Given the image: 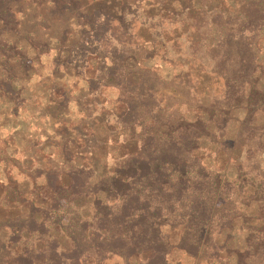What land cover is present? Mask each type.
I'll list each match as a JSON object with an SVG mask.
<instances>
[{"label": "trees", "instance_id": "obj_1", "mask_svg": "<svg viewBox=\"0 0 264 264\" xmlns=\"http://www.w3.org/2000/svg\"><path fill=\"white\" fill-rule=\"evenodd\" d=\"M173 1L183 8L179 12L161 8V13L176 12L193 19L190 46L207 51L210 73L222 82V95L209 107L214 131L206 138L215 142L217 134H225L230 112L240 102L247 99L249 115L264 113V85L257 83L264 79V56L260 54L264 49V0ZM12 3L0 0V21L6 31L18 25ZM221 3H228V9H222ZM57 7L69 10V4L59 2ZM138 12L125 8L123 16L126 19L131 13L136 18ZM110 13L99 7L87 17L91 32L70 50L67 65L81 71L91 58L97 59V76L88 84L97 89L114 81L119 91V122L135 139V150L116 160L111 171L95 182L92 169L72 161L60 172H42L49 195L45 194L40 206L11 197L14 206L26 205L23 214H0V264H104L114 258L122 264H179L169 261L174 249L197 264H227L224 246L217 238L233 227L238 210L232 195L237 185L242 189L248 180L240 176L233 183L195 155L201 138L196 122L186 125L177 117V108L171 106L169 112L168 106L163 107L164 100L159 101L158 95L165 82L144 66L146 47L155 38L137 44L135 19L126 26L120 16ZM78 17L85 16L78 14L76 21H81ZM7 60L0 67V94L18 109L24 103L12 85L18 74L13 67L5 68ZM249 125L247 118L239 138ZM252 186L261 189V184ZM81 199L91 201L92 219L75 215L65 226L57 219L61 227L54 233L53 210ZM164 226L179 230L177 243L163 231ZM250 231L247 261L238 264H264L261 230ZM59 234L66 237L68 246H60Z\"/></svg>", "mask_w": 264, "mask_h": 264}, {"label": "rangeland", "instance_id": "obj_2", "mask_svg": "<svg viewBox=\"0 0 264 264\" xmlns=\"http://www.w3.org/2000/svg\"><path fill=\"white\" fill-rule=\"evenodd\" d=\"M12 2L18 25L6 31V24L0 21V67L8 56L10 60L5 68L13 67L18 74L12 85L24 103L16 109L0 94V214H23L26 204L14 206L10 203L13 196L39 206L45 203L41 200L49 194L45 193V176L41 173L46 170L60 172L72 161L79 167L92 169L95 182L111 171L116 160L135 150V139L119 122V91L114 81L97 89L88 84V80L97 76V59L91 58L81 71L67 65L70 50L91 32L87 17L100 7L120 16L126 26L135 19L137 44L155 38L153 45L146 47L149 52L143 59L144 66L165 82L158 95L159 101L164 100L163 107L168 106L169 112L171 106L177 108L180 112L177 117L186 125L196 122L201 138L195 145V155L207 168L226 174L233 183L240 176L248 180L242 189L237 185L232 195L238 210L233 227L217 238V243L224 246L225 263H246L247 241L253 236L250 230H261L259 239L264 240V113L249 115L246 99L230 112V124L223 137L217 134L215 142L206 138L208 132L214 131L213 123L209 122L212 117L209 107L215 97L222 95L223 86L210 73L212 68L205 61L207 51L202 52L199 45L190 46L193 19L176 12L161 13V8L179 12L183 8L180 2ZM59 2L69 4V10H57ZM219 5L228 9V3ZM125 8L131 13L138 9L139 15L135 18L130 13L125 19ZM80 13L85 17H78L81 21H76ZM260 54L264 56V49ZM257 83L263 86L264 79ZM247 118L250 125L239 138ZM249 149L251 153H247ZM252 183L258 187L261 184V189L258 191ZM75 215L91 220V201L61 203L50 214L52 231L55 233L62 225L70 224ZM57 219L61 220V226ZM163 231L177 243V228L164 226ZM59 243L61 247L68 246L62 234H59ZM169 261L197 264L178 249L170 254ZM104 264H122V261L114 258Z\"/></svg>", "mask_w": 264, "mask_h": 264}]
</instances>
